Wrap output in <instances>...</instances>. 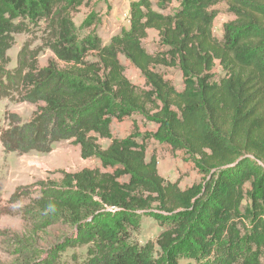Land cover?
<instances>
[{
  "label": "trees",
  "instance_id": "obj_1",
  "mask_svg": "<svg viewBox=\"0 0 264 264\" xmlns=\"http://www.w3.org/2000/svg\"><path fill=\"white\" fill-rule=\"evenodd\" d=\"M82 4L89 0H0V99L37 104L27 121L10 115L3 151L48 152L70 141L83 159L111 169L37 182L39 196L25 210L68 232L45 249L22 243L16 264H264V0H133L128 26L108 43L96 19L74 23ZM222 11L235 21L218 38L213 22ZM38 27L39 45L25 41L9 68L16 36ZM149 30L155 52L143 45ZM42 49L55 60L39 67ZM120 56L144 87L125 76ZM161 67L181 72L180 90ZM133 114L157 126V141L193 159L202 182L181 189L132 136L113 137L112 120ZM98 139L110 142L103 148ZM142 217L158 221L155 241L137 239Z\"/></svg>",
  "mask_w": 264,
  "mask_h": 264
},
{
  "label": "rangeland",
  "instance_id": "obj_2",
  "mask_svg": "<svg viewBox=\"0 0 264 264\" xmlns=\"http://www.w3.org/2000/svg\"><path fill=\"white\" fill-rule=\"evenodd\" d=\"M133 0H89V5L82 4L75 7L72 13L73 21L79 27L86 18L95 21L94 29L103 43H108L113 35L118 34L122 28L128 26L129 4ZM155 1V0H153ZM177 6L173 3L171 11ZM155 10L158 8L154 6ZM93 11L94 14H90ZM94 16V17H93ZM235 17L225 11L216 16L213 22V33L221 38L223 25L234 22ZM39 27L35 29L31 36L26 34L17 35L15 44L8 51L10 57L9 68L16 64L18 51L21 45L28 41L32 43V48L39 45ZM145 49L155 52L158 49L157 34L154 30L148 31V37L143 41ZM39 67L48 66L55 58L49 49H42L38 54ZM120 61L124 65V74L133 84L144 87V79L137 69L123 56ZM164 77L171 81L173 86L180 90L182 87V75L177 68H159ZM216 74L221 73V68L214 67ZM15 98V96H14ZM37 108V104L18 101L6 97L0 99V130L9 126L10 115H17L20 120H29ZM157 126L153 122L145 120L139 114L124 116L120 119L114 118L110 125V132L113 137L127 138L132 136L137 144L145 150L146 158L151 154L157 160L159 174L170 182H179L181 189L190 187L192 184L202 182L203 175L188 155L183 151H173L167 144L157 141L152 134ZM101 147L105 148L109 144V139H98ZM101 168L102 171H111L109 168H102L98 158L83 159L80 156L78 145L70 141H59L52 144L48 152L30 150L24 154L16 152L6 153L3 151L0 142V264H16L18 262L19 250L24 242H35V247L45 249L60 237L68 228L61 223H50L42 221L40 215L30 214L25 210L30 197L39 196L37 182L58 181L63 173H72L83 168ZM127 176L121 177L123 181ZM248 190V184L243 186ZM14 194H17L18 201L13 202ZM39 224V230L34 232L33 228ZM140 231L137 239L144 243L148 240L155 241L161 227L152 217H142L139 221ZM36 228V227H35ZM71 252V251H70ZM83 252V249H77ZM179 264H188L181 260Z\"/></svg>",
  "mask_w": 264,
  "mask_h": 264
}]
</instances>
